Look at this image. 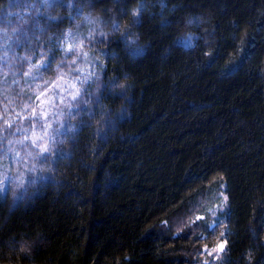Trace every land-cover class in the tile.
<instances>
[{"label": "trees", "instance_id": "obj_1", "mask_svg": "<svg viewBox=\"0 0 264 264\" xmlns=\"http://www.w3.org/2000/svg\"><path fill=\"white\" fill-rule=\"evenodd\" d=\"M11 2L21 18H0V264H264V0ZM73 36L85 41L72 74L85 100L51 170L20 177L41 163L20 134L38 100L28 58L51 49L52 62Z\"/></svg>", "mask_w": 264, "mask_h": 264}, {"label": "clouds", "instance_id": "obj_2", "mask_svg": "<svg viewBox=\"0 0 264 264\" xmlns=\"http://www.w3.org/2000/svg\"><path fill=\"white\" fill-rule=\"evenodd\" d=\"M0 18H3V20L9 24L13 23L14 20H20V8L13 4L11 0H8L7 3H0ZM0 30L4 29L0 28ZM13 30H15V28H13ZM117 34L119 33H111L112 36H115ZM89 35L92 37L93 41L97 42V38L101 35H103L105 41H107V36L109 35V33H95L94 35L90 33ZM84 43V40H80L78 38H65L56 46L58 58L52 62H48L45 59L49 56V52L51 51V49L49 50V52H44L41 58L35 63L31 62V57L28 58L29 63L24 74L26 76H29L35 82V87L29 89V91L38 92L37 99L44 97L45 92H48L47 99H51V92L49 91V89L54 85L64 93V96L61 98L63 108H71L73 106L72 101L76 99V97L83 89V84L77 85V83L75 82L77 80H80V76L72 74L76 72L77 68H80V70L82 71L79 60ZM100 47H104V44H101ZM69 76H71V79H68ZM37 77H39V80H37ZM84 79L87 80L88 77L85 76ZM63 84H67L68 88L62 87ZM21 90L23 91V89ZM44 103H46V100L41 99V105H43ZM65 114L66 113L61 112L59 114L60 118H62ZM43 115H46V113H42L41 117H43ZM46 124V128H44V126L42 125L43 132L39 137H37L36 133H32L31 137H27L28 139H31L32 145L35 146L34 148L29 146L30 150L27 153V156L40 157L41 163H39L38 165H34L31 163V161H29L28 164H24L21 167L14 169V171L19 173L20 177L24 176L25 169L29 171H35L36 168L39 167L42 172L51 170V166L54 160L52 158V148L47 143V140L51 136V133L48 132L47 129L51 128L52 124L50 122H46ZM95 124L100 125V120H95ZM58 129L59 127H57V130ZM17 155L19 156V153H17ZM27 156L21 157V161H23ZM6 158V155L0 157V159L3 160H6Z\"/></svg>", "mask_w": 264, "mask_h": 264}, {"label": "rangeland", "instance_id": "obj_3", "mask_svg": "<svg viewBox=\"0 0 264 264\" xmlns=\"http://www.w3.org/2000/svg\"><path fill=\"white\" fill-rule=\"evenodd\" d=\"M72 38H76V37L73 36ZM75 82L77 83V81H75ZM77 85H79V84L77 83ZM62 87L68 88V85L63 84ZM49 91L51 92V99H47L48 92H45V96L41 97L40 99L37 100L35 110L33 109L32 113H31L33 118L29 121L30 125L25 126V129L26 128H30V129L27 132V134H25V132H24L25 129L23 128V130L20 131V134L22 135L21 138L29 140L31 145H32L31 139H28L27 137H31L32 133H36L37 137H39L43 132L42 125L44 126V128H46L47 127L46 122H50L52 124V127L48 128L47 131L51 133V136L47 140V143L51 146V148H53V146H55V144L60 140V136L63 133H65V131L69 127H71V124H69V122H68V116L67 115L72 114L81 105V102L83 103V101L85 100V93H83L81 90V92L76 97V99L72 101L73 106L71 108H63L61 98L64 96V93L61 92L59 88H56L54 85L50 87ZM41 99L46 100V103L41 105ZM61 112L66 113L65 115H63L62 118H60V115H59ZM42 113H46V115H43V117H41ZM25 116L26 115L21 114V117H22L21 119L25 118ZM57 120H58V124H57ZM57 127H59L58 130H57ZM24 148L27 151L28 149H26V148H29V147L25 146ZM27 152H29V151H27ZM214 210H216V205L213 207L212 211H214ZM212 211L210 210V213ZM216 213L217 212H214L212 215L215 218L217 216ZM213 223L214 222L212 221L211 224H213ZM221 244L223 245V243L220 241L217 243V253H218V251L221 250V248H220ZM207 262H208V260H207Z\"/></svg>", "mask_w": 264, "mask_h": 264}, {"label": "snow or ice", "instance_id": "obj_4", "mask_svg": "<svg viewBox=\"0 0 264 264\" xmlns=\"http://www.w3.org/2000/svg\"><path fill=\"white\" fill-rule=\"evenodd\" d=\"M202 219H203V217H200V216H197V217H196V220H197V221L202 220ZM208 226H209L210 228H212V230H215V228L218 227V223H215V222H214L212 225H208ZM220 248H221V250L223 249V245H222V244L220 245Z\"/></svg>", "mask_w": 264, "mask_h": 264}]
</instances>
